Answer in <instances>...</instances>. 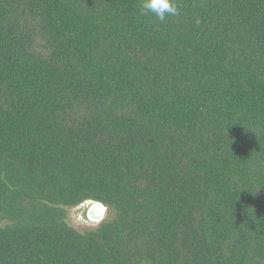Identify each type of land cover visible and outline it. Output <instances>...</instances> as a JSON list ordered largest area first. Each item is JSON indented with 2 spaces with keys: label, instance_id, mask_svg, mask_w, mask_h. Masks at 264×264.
Segmentation results:
<instances>
[{
  "label": "trees",
  "instance_id": "16d2710c",
  "mask_svg": "<svg viewBox=\"0 0 264 264\" xmlns=\"http://www.w3.org/2000/svg\"><path fill=\"white\" fill-rule=\"evenodd\" d=\"M176 2L0 0V264H264V0Z\"/></svg>",
  "mask_w": 264,
  "mask_h": 264
},
{
  "label": "clouds",
  "instance_id": "9594fccd",
  "mask_svg": "<svg viewBox=\"0 0 264 264\" xmlns=\"http://www.w3.org/2000/svg\"><path fill=\"white\" fill-rule=\"evenodd\" d=\"M140 11L143 16H154L160 23L180 15L176 0H141Z\"/></svg>",
  "mask_w": 264,
  "mask_h": 264
},
{
  "label": "rangeland",
  "instance_id": "374dc122",
  "mask_svg": "<svg viewBox=\"0 0 264 264\" xmlns=\"http://www.w3.org/2000/svg\"><path fill=\"white\" fill-rule=\"evenodd\" d=\"M67 211H68L67 222L69 223V225H71L78 231L85 232L88 230H94L99 227V225H96L86 220L87 207L77 206L73 208H68ZM112 217H113V213L111 209H108L106 213V217L103 220V222L109 221Z\"/></svg>",
  "mask_w": 264,
  "mask_h": 264
},
{
  "label": "water",
  "instance_id": "95a60500",
  "mask_svg": "<svg viewBox=\"0 0 264 264\" xmlns=\"http://www.w3.org/2000/svg\"><path fill=\"white\" fill-rule=\"evenodd\" d=\"M82 206L87 207L86 216L89 222L100 225L106 217L108 207L100 202L85 201Z\"/></svg>",
  "mask_w": 264,
  "mask_h": 264
},
{
  "label": "flooded vegetation",
  "instance_id": "af4514ba",
  "mask_svg": "<svg viewBox=\"0 0 264 264\" xmlns=\"http://www.w3.org/2000/svg\"><path fill=\"white\" fill-rule=\"evenodd\" d=\"M86 220L88 221L87 216H86Z\"/></svg>",
  "mask_w": 264,
  "mask_h": 264
}]
</instances>
